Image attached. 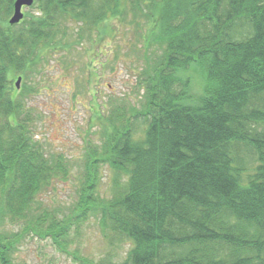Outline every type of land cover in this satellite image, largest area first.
<instances>
[{
    "label": "trees",
    "instance_id": "16d2710c",
    "mask_svg": "<svg viewBox=\"0 0 264 264\" xmlns=\"http://www.w3.org/2000/svg\"><path fill=\"white\" fill-rule=\"evenodd\" d=\"M13 1L0 0V264H31L17 259L29 238L67 252L91 214L131 243L120 264H264V0H134L160 8L163 53L146 52L143 108L112 114L69 213L41 199L68 163L45 150L9 75L79 43H63L67 22L83 38L120 14V2L35 0L36 12L10 25ZM195 71L198 100L185 75ZM104 163L115 173L107 199L98 194Z\"/></svg>",
    "mask_w": 264,
    "mask_h": 264
},
{
    "label": "rangeland",
    "instance_id": "374dc122",
    "mask_svg": "<svg viewBox=\"0 0 264 264\" xmlns=\"http://www.w3.org/2000/svg\"><path fill=\"white\" fill-rule=\"evenodd\" d=\"M119 2L120 14L93 28L90 35L86 32L83 38L77 25L73 29V23L67 22L70 37L63 43L70 39H78L79 43L49 53L37 69L9 75L10 87L24 97V110L32 114L33 128L45 150L61 153L68 163V176L55 180L41 196L45 204L66 213L79 200L90 152H101L107 141L112 114L129 117L143 108L141 77L146 73V52L156 50V58L163 53L157 43L160 8L152 10L153 1L140 8L134 0ZM36 8L24 6V17L33 15ZM12 13L8 14V22ZM185 75H191L190 91L198 100L204 83L202 74L195 71ZM124 120L121 118L118 124ZM142 135L143 126L137 122L136 136ZM114 180L113 169L107 163L101 164L100 197L113 195ZM71 234L67 252L58 249L50 238H29L19 249L17 259L31 264H120L131 248L125 239H111L98 215L91 214L76 223Z\"/></svg>",
    "mask_w": 264,
    "mask_h": 264
},
{
    "label": "water",
    "instance_id": "95a60500",
    "mask_svg": "<svg viewBox=\"0 0 264 264\" xmlns=\"http://www.w3.org/2000/svg\"><path fill=\"white\" fill-rule=\"evenodd\" d=\"M34 1L35 0H14L13 13L9 19V24L10 25L18 24L24 18L23 7L33 5ZM20 80L21 77H19L17 81V85H19Z\"/></svg>",
    "mask_w": 264,
    "mask_h": 264
}]
</instances>
